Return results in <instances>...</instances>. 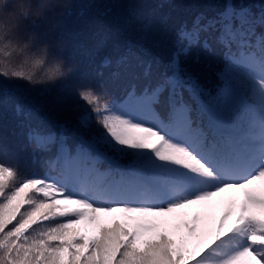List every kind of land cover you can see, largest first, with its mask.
Listing matches in <instances>:
<instances>
[{"label": "snow or ice", "instance_id": "6c2138e0", "mask_svg": "<svg viewBox=\"0 0 264 264\" xmlns=\"http://www.w3.org/2000/svg\"><path fill=\"white\" fill-rule=\"evenodd\" d=\"M55 7L52 0H0V76L37 82L27 66L44 64L49 53L29 54L33 41L22 24ZM175 43L163 71L141 56L101 58L98 75L107 70L129 82L119 104L91 85L74 90L75 109H90L81 127L90 129L93 115L97 126L80 134L75 149L66 145L64 125L53 133L16 106L29 121L33 155L60 145L49 161L59 171L22 173L14 160L4 162L0 146V264H264V0H223L216 15L181 23ZM194 49L222 52L227 73L217 108L236 123L210 114L204 126L202 89L180 67ZM17 51L25 54L20 63L12 58ZM52 63L43 80L71 71ZM117 156L134 159L127 177L109 179L98 164ZM224 196L229 207L214 227L206 215L186 218Z\"/></svg>", "mask_w": 264, "mask_h": 264}, {"label": "trees", "instance_id": "16d2710c", "mask_svg": "<svg viewBox=\"0 0 264 264\" xmlns=\"http://www.w3.org/2000/svg\"><path fill=\"white\" fill-rule=\"evenodd\" d=\"M46 2V0H40ZM54 10H44L24 21L22 28L32 39L33 46L29 54H39V49L46 48L49 58L44 64L32 68L37 82L27 80H7L0 76V146L7 152L8 158L14 160L21 172L28 174L56 176L59 168L49 164L54 160L60 145H53L40 156L33 155L32 146L27 140L25 115L16 111L21 105L24 113H30L33 121L53 133H59L60 125L65 126L66 145L75 149L80 143V134L92 135L96 131L95 117H92L90 129L82 128L80 118L90 112L87 106L75 109L77 103L74 90L81 85H91L106 94L107 98L119 104L124 97V90L129 78L114 80L104 70L98 75L96 68L101 58L111 55L113 59L123 56H141L157 61L161 71L165 69L176 52V30L181 23L191 24L193 17L203 13L207 17L216 15L223 9V0H52ZM237 6L241 0H234ZM248 5H259L260 0H243ZM104 40L101 44L100 41ZM119 42V49L113 50L112 43ZM199 53V61L196 54ZM25 54L13 53L16 63L23 61ZM3 53H0V58ZM53 59L64 62L65 69H71L60 81L43 80L53 70ZM183 72L191 75L202 92L199 104L208 109L203 116L206 127L209 115L232 118L235 115L221 113L217 108V97L225 87L227 69L222 52H204L194 49L193 54L180 57ZM185 99L188 93L185 92ZM248 102L253 103L251 100ZM83 104V102H79ZM236 108L241 107L239 98L234 100ZM196 104H194V107ZM94 156L95 153H92ZM133 157L102 159L98 168L109 174V179L127 177L112 164L128 166ZM127 167V168H128ZM229 207V197L224 196L209 207H193L188 210L187 219L193 215L210 217V226L214 227L219 217Z\"/></svg>", "mask_w": 264, "mask_h": 264}]
</instances>
